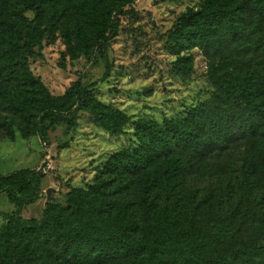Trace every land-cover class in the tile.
I'll return each mask as SVG.
<instances>
[{"label":"trees","instance_id":"obj_1","mask_svg":"<svg viewBox=\"0 0 264 264\" xmlns=\"http://www.w3.org/2000/svg\"><path fill=\"white\" fill-rule=\"evenodd\" d=\"M60 1L27 0L30 48L41 46L45 14ZM133 2L109 0L108 17L94 13L91 35L81 24L68 53L89 57L99 48L107 76L108 44L119 36L121 15L135 13L124 10ZM166 42L173 55L197 48L218 60L209 70L211 97L180 116L135 121L132 147L110 155L93 183L68 194L65 208L51 203L41 220L0 213L8 222L0 264H255L264 255V193L256 178L264 152L254 146L264 141V0H203L178 17ZM180 62L173 73L184 79L191 64ZM36 90L42 140L46 120L76 122L85 110L113 136L131 124L81 83L62 97ZM242 144L249 150L237 182L225 192L193 194L190 177L209 162L222 166L232 146ZM3 194L14 204H33L42 178L32 170L0 173Z\"/></svg>","mask_w":264,"mask_h":264},{"label":"rangeland","instance_id":"obj_2","mask_svg":"<svg viewBox=\"0 0 264 264\" xmlns=\"http://www.w3.org/2000/svg\"><path fill=\"white\" fill-rule=\"evenodd\" d=\"M26 4L27 0H0V173L8 176L32 170L42 178V195L33 204L21 206L6 194L0 196V213L22 221L41 220L51 203L65 208L68 194L93 183L110 155L132 147L135 121L180 116L208 100L214 91L209 70L218 61L197 48L173 55L166 42L178 17L200 9L203 0H134L125 7L135 13L120 17L119 36L108 44L111 69L107 76L99 48L83 57L68 53L67 46L81 24L84 33L91 35L94 13L108 17L109 0H61L45 14L43 39L35 49L26 40L27 26L33 20L31 12H24ZM181 58L191 64L184 79L173 73ZM76 83L88 88L103 105L131 118L125 133L111 135L85 110L76 122L46 120L42 124L46 139L40 138L36 89L62 97ZM254 146L264 152L263 140ZM248 150L247 144L233 145L222 166L202 165L190 177L192 193L200 197L207 189L227 191L237 182ZM256 178L264 193V168H259ZM49 189L51 200L46 194ZM7 225L0 217V234ZM259 263L264 264V255L255 264ZM119 264L137 263L122 259Z\"/></svg>","mask_w":264,"mask_h":264},{"label":"water","instance_id":"obj_3","mask_svg":"<svg viewBox=\"0 0 264 264\" xmlns=\"http://www.w3.org/2000/svg\"><path fill=\"white\" fill-rule=\"evenodd\" d=\"M50 193H51V190H50V189L46 191V194H47V197H48L49 200H51V195H50Z\"/></svg>","mask_w":264,"mask_h":264},{"label":"built area","instance_id":"obj_4","mask_svg":"<svg viewBox=\"0 0 264 264\" xmlns=\"http://www.w3.org/2000/svg\"><path fill=\"white\" fill-rule=\"evenodd\" d=\"M49 160H50V158H49ZM47 169H51V166H48V168Z\"/></svg>","mask_w":264,"mask_h":264}]
</instances>
